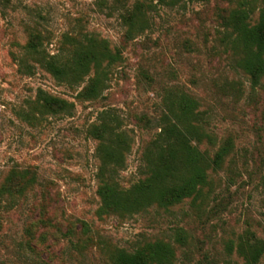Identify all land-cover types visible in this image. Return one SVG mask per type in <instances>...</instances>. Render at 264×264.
<instances>
[{
	"label": "rangeland",
	"instance_id": "rangeland-1",
	"mask_svg": "<svg viewBox=\"0 0 264 264\" xmlns=\"http://www.w3.org/2000/svg\"><path fill=\"white\" fill-rule=\"evenodd\" d=\"M135 1L0 0V264H112L116 251L132 253L156 241L175 248L173 264H242L239 237L264 238V75L252 83L217 16L236 0L157 6L148 13V29L126 40L122 15ZM35 37L40 53L62 59L77 43L105 40L120 60L101 95L85 99L78 93L87 78L56 80L27 49ZM173 87L197 101L215 137L214 146L202 148L211 154L226 138L233 144L211 174L206 197L166 209L102 211L90 125L104 110L118 116L129 148L123 166L103 178L126 190L141 178L164 90ZM38 91L71 107L45 111ZM26 171L33 176L23 185ZM179 229L183 244L174 239Z\"/></svg>",
	"mask_w": 264,
	"mask_h": 264
},
{
	"label": "trees",
	"instance_id": "trees-1",
	"mask_svg": "<svg viewBox=\"0 0 264 264\" xmlns=\"http://www.w3.org/2000/svg\"><path fill=\"white\" fill-rule=\"evenodd\" d=\"M185 0H136L122 15L126 26L124 38L131 40L148 29V13L157 6L173 7ZM208 2L209 0H196ZM232 2V0H227ZM256 13V18L252 16ZM219 24L225 29L224 37L233 52L238 54L241 69L252 83L264 75V0H236L218 13ZM38 37L27 44V49L38 56L41 66L56 80L77 84L85 77L86 84L78 93L85 99L97 98L105 89V82L112 66L120 60L117 49L107 41L87 39L85 44H75L69 56L40 53ZM40 107L51 113L66 112L71 104L65 100L38 91ZM162 112L156 120L158 132L148 142L142 153L141 178L130 188L121 190L111 180L103 178L105 172L114 174L123 166L124 153L129 140L119 129V118L113 109L101 111L96 122L89 127L90 136L97 144L101 176L97 194L104 212L132 213L151 206L169 208L189 199H204L211 186V174L219 170L233 149L230 138L222 140L213 153L203 144L214 146L215 137L208 133L202 120V112L195 99L179 88L164 90ZM149 120L147 121V123ZM31 176V177H30ZM29 171L21 174L27 184L32 178ZM15 184V188H20ZM10 187H3L7 191ZM44 224L49 225L48 221ZM71 235V226L67 233ZM32 238V237H31ZM175 242L183 244V230L175 233ZM229 243L228 248L231 249ZM238 254L242 264H258L264 258V238L245 233L239 237ZM175 248L168 242L156 241L132 253L119 250L112 254V264H173Z\"/></svg>",
	"mask_w": 264,
	"mask_h": 264
}]
</instances>
